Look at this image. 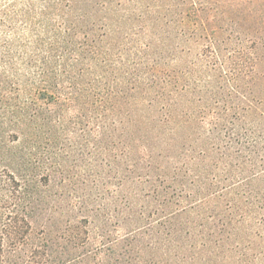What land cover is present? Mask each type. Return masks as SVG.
Returning a JSON list of instances; mask_svg holds the SVG:
<instances>
[{
    "label": "trees",
    "instance_id": "obj_1",
    "mask_svg": "<svg viewBox=\"0 0 264 264\" xmlns=\"http://www.w3.org/2000/svg\"><path fill=\"white\" fill-rule=\"evenodd\" d=\"M172 1L164 11L174 16L176 54L185 52V34L198 33L210 38L213 54L242 35L233 73L252 56L256 100L253 93L240 118H221L214 127L228 129L231 149L175 132L182 114L174 106L175 80L153 73L162 60L152 58L147 42L131 48L123 37L135 20L126 13L128 0H0V264L78 261L81 234L66 231L59 202L40 186L49 173L39 172L68 115L78 117V150L88 143L101 157L118 148L132 168L127 181L137 188L127 207L135 225L121 242H109L121 250L112 252V264H141L140 236L151 234L145 248L165 236L159 241L166 250L171 242L188 246L209 264H264V0ZM188 119L183 114L187 127ZM82 208L81 195L78 215L84 214L73 230L90 217ZM102 211L106 232L111 212ZM59 242L70 252L65 258L51 248Z\"/></svg>",
    "mask_w": 264,
    "mask_h": 264
},
{
    "label": "rangeland",
    "instance_id": "obj_2",
    "mask_svg": "<svg viewBox=\"0 0 264 264\" xmlns=\"http://www.w3.org/2000/svg\"><path fill=\"white\" fill-rule=\"evenodd\" d=\"M172 2V0L171 2L169 0H128L125 5L126 13L131 12L135 20L132 22L131 19L129 20L123 37L127 40L131 39L129 42L131 48L132 46L138 48L142 43L147 42L150 46L149 51L153 53L152 58L162 60L153 73L161 75L165 71L174 78L176 92L174 106L178 113L182 112L174 119L175 126H178L174 127L175 132L179 136L190 135V138L200 139L209 136L213 139L210 146L217 144L222 146L221 150H224L223 146L228 148L230 141H234L229 138L228 129L220 133L218 128L216 130L214 127L221 118L231 120L240 118L241 108L253 104L251 98L256 92V83L252 79L254 72L252 56H248L243 72L233 73L230 61L232 53L241 46L242 35L232 36V40L222 42L217 48V54H213L210 49L212 45L210 38L199 39L198 33H193L191 37L185 34L183 41L186 43L181 44L185 52L181 55L176 54L175 46L178 45V41L175 35L174 16L164 11ZM139 13L143 15L138 21L135 16ZM241 34L244 35V33ZM125 48H128V43ZM145 84L147 81L141 82L142 87ZM232 86L235 88H231ZM255 96L256 94L254 101ZM183 114L189 118L188 127L183 122ZM224 125L229 127L227 124ZM62 129L66 131L60 130V133L52 138L58 141L57 147H54L57 149H49L48 153L41 157L44 163L40 164L39 172L41 175L49 173L50 176L49 180L43 177L40 183L41 189L48 199L59 202V217L62 220L63 218L69 220V223L63 220L66 231L81 234L82 242L78 243L74 253V255L78 253V261L71 264H112L115 260L112 256L116 255V251L120 253L121 250H111L112 245L109 242L115 239L121 242L126 232L135 225L131 222L127 207L129 196L134 194L137 188L136 185H130L127 181L133 174L132 168L128 158L121 156L120 153L123 152L118 148L110 150L109 156L101 157L95 155L99 151L91 148L88 143L78 150V117L66 116L62 122ZM163 135L168 137L167 131H164ZM218 138H222V142ZM14 140L17 139L14 138ZM23 145L21 142L17 149H22ZM81 195L84 208L90 212V217L87 219L91 221V224L87 219H82L79 229L73 230L72 225H78V216L84 214L81 212L78 215V197ZM103 207L111 212L106 232L101 231L99 227L105 216ZM49 230L53 232L54 229ZM99 235H103V240L108 243L103 248L98 247L102 240ZM36 237L40 238V235ZM154 237L155 234H151L150 237L140 236L137 256H135L137 262L140 256L141 264H209L205 253L193 254L188 246L180 247L171 242L166 250L164 242L159 241L164 240L165 236L160 238L156 236V244L152 248H145L147 243L151 242L150 238ZM114 244L121 246V243ZM62 247L63 244L59 242L51 248L54 250L57 248L64 253L65 258V255L70 252L60 250ZM112 252H114L113 255ZM36 261L39 262L38 259ZM215 264L236 263L234 260L229 263L220 260Z\"/></svg>",
    "mask_w": 264,
    "mask_h": 264
}]
</instances>
